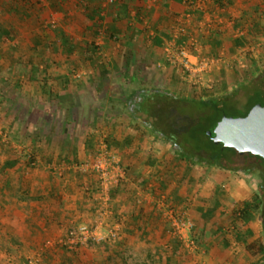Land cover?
<instances>
[{"label": "rangeland", "instance_id": "rangeland-1", "mask_svg": "<svg viewBox=\"0 0 264 264\" xmlns=\"http://www.w3.org/2000/svg\"><path fill=\"white\" fill-rule=\"evenodd\" d=\"M58 1L0 0V30L5 29L9 32V35L0 37V177L2 178L0 182V262L6 260L10 264H20V261H23V264H64L62 259L66 253L61 246L63 245L61 241L66 238L71 227L86 224L95 228L96 222L101 220L98 213L100 205L97 201L92 202V204H89V201L84 202L75 210L73 208L76 205L71 204L73 199H79V196L84 195L82 194V187L86 185L97 189L95 192L98 196L102 195L99 191L96 175L91 169L84 168L85 166L82 167L84 171L80 174L81 179L83 178L82 175H86L90 179V183L89 181L80 182L79 174L76 175L78 180H69L70 182L66 183L63 178L64 174H68V170L57 164L47 163L37 167L43 173L40 179L47 181L44 183L45 187L44 185L41 186L40 190V192H44V196L47 195L45 193L48 189L47 186L52 183L53 188H58L57 191L52 190V195L62 189L71 197L66 199L67 204L64 206H61L62 204L60 205L57 199L51 201L47 197V202L42 201L41 203L42 212L41 215L36 216L37 218L28 216V211L32 207V200L28 201V197L21 193V184L25 181V177L29 179L32 174L27 164V155L31 151L32 144H30L29 137L25 135L29 109L36 112L38 105L44 107L43 109H53L57 103L48 94L44 96L45 98L38 99L39 82H44L46 86L50 85L51 88L54 83H57L55 84L57 86L58 81L63 80L64 77H67L68 82L72 84L71 93L75 94L82 90L84 91L82 92L83 96H89L96 91L95 93L99 95L96 105H100L102 108V114L93 112L91 108L87 110L90 102L82 98V100L84 99L82 105H86L87 112L84 109L73 110V115L76 117L70 125H66L68 131V135H64L66 141L74 140V137H77L76 129L79 128H84V131H92L93 134L97 131L94 134L95 141L91 148L93 152L91 150L90 158L99 145L103 141H107L111 129L109 125L114 127L112 131H117V136L118 134L122 137L125 136L126 144H128L127 152H122V155H118L117 147L120 146L118 141L116 145L113 143L112 149L127 170V183L130 182L131 177L129 172L134 171L136 167L137 170L144 168V161L149 157V153L155 155V150L158 149V156H160L164 152L168 158L161 157L160 165L164 166L166 187L160 188L157 184L158 180H155L156 183H153L151 187L155 191L152 193L154 192V195L163 192L162 195L167 204L165 207L175 209L179 215L186 213L188 216L189 209L200 204L199 197L196 196L199 193L198 183H194L190 190H188L189 188L185 189L181 196L175 197L172 189H169L171 188L170 185L175 186L172 184L175 180L173 174L175 166L170 167L173 165V162H170L171 159L177 160L181 164L182 167L179 168L178 166V170L184 174L187 172L190 175L201 174L212 177L225 175L227 187L219 190L217 198L221 201L226 212L218 215L217 218L213 217L211 221L216 225L226 223L228 229L230 228L232 231L234 240L239 243L238 235L247 237L249 242L262 241L264 239L263 211L259 209L250 223L244 224L241 219L235 218L233 210L238 206L241 207L244 201L252 200L254 195L258 193L259 184L262 182L261 174L264 173L263 163L250 162L251 158L245 156L244 158L238 157L242 159L239 163H235L233 159L227 162L228 168L187 166L177 156L170 143L161 137L152 136L148 129L130 116V111L132 109V94L141 88H146L167 91L180 100L197 99L199 96L207 97L223 92L221 95H230L229 99L237 103L238 109L232 111L230 115L236 116L243 111L242 104L245 103L250 91L257 86L264 87V78L261 76L264 71V54L255 58L256 63L252 67H250L251 62L248 60L249 56H246L248 68L240 72L236 71V74L230 77L232 79L230 83H227V90L223 91L221 87L214 89L213 86L214 91H211L212 88L206 87L207 84L211 83L207 82L198 91L199 85L192 84L187 77L182 75L181 70L178 73L179 76L183 77L180 78L183 86H171L168 89V85L161 84L163 79L167 81L168 78L165 77L166 73L162 71L161 65H159L160 59L153 56L160 45L157 44L158 39L152 38L149 33L153 26L150 25L152 27L149 28V24H144L143 20L146 17V13L142 11L144 7H140L139 4L134 5L135 0H130L132 3L130 13L134 11L139 15V21L132 20L129 22L123 16V9L120 7L122 0H63L59 4ZM138 7H140L139 10ZM115 13L120 15L118 20L113 18ZM133 17L136 16L133 15ZM138 24L140 26L136 28ZM111 27L118 31L114 32V37L109 36ZM259 42L264 43L262 40ZM262 47L263 44L251 54L261 53ZM130 50H136L138 54H134ZM89 54L92 56L91 59L88 58ZM102 72H104L103 76ZM131 75L134 79L130 77ZM120 81L122 83L118 85ZM85 82L87 83L85 84ZM81 83L89 84V86L75 87ZM252 99L254 100L255 96ZM162 101L164 100L156 98V102ZM182 103L184 104V102ZM205 112L206 114L209 113L208 110ZM93 113L95 116L90 119ZM199 113L202 112L195 109L188 112V114ZM61 114L59 113V115ZM54 115L59 116L56 114V109ZM181 121L184 122V120ZM57 122L56 119L53 121L52 116H50L43 128L54 127ZM61 124L59 123L58 126L61 127ZM53 140L54 142H48L46 139H42V146L45 148L44 155H48L53 144L54 146L61 145L58 143L63 141V137L61 135L55 136ZM153 145L155 148L156 146L159 148L153 150ZM150 146L152 148H149ZM135 148L138 150L134 151ZM133 154L138 155L137 159L140 163L124 162ZM156 157L155 159H158ZM13 158H17L19 161L17 167L4 169L3 163ZM247 167L250 168V173L244 171ZM231 168H236V170ZM60 173L63 174L60 175ZM136 178L138 180L140 176L137 174ZM184 181L182 184L186 187ZM7 182L11 183V189H9ZM64 183L66 185H63ZM135 183H137L136 180ZM199 183L201 185V182ZM58 184L63 186L59 187ZM146 187L149 185L146 184L144 189ZM192 189L194 190L192 191ZM84 191L88 192V190ZM64 193L62 192L61 195ZM159 196L156 195L155 201L160 198ZM171 204H174L175 207H172ZM193 204L194 206H192ZM107 206L110 207L109 203ZM60 207L67 213L65 217L56 221L53 219L44 225L43 213L49 210L55 211ZM16 210L22 212L28 210L27 217L21 219V216L15 214ZM85 211L86 216H82ZM161 218L164 220H162L164 226L169 229L171 225L168 218L164 217L163 214ZM19 222L22 225L26 224L28 230L32 232L36 230L30 229V227L37 226L35 234L28 233L35 244L23 242L24 237L29 236L25 234L26 229L24 232L22 227L20 229ZM212 222L209 225H213ZM105 225L103 224L104 228ZM246 226H252V236H247L245 233ZM194 229L189 233L191 240H194L196 245L194 248L177 236L180 241L178 242L177 238H174L176 234L171 229L172 234L165 233L161 236L162 242L159 241V244L153 246L149 244L150 240L146 238V230L141 232L129 231V235L135 238V243H138L137 246H130V244L127 246L121 238L123 235L117 231L118 237L114 240L106 238L107 242H104L105 240L93 241L82 246L79 255L73 256V260L67 264H84V262L85 264H208V246L205 245L203 238H200L198 233L193 235ZM109 231L97 229V232L104 237H108L106 234ZM123 232L126 233V231ZM146 239L147 242H144ZM16 241L22 244L17 246ZM230 250L241 253V256L236 261L227 264H264V256L258 252L257 245L251 250L253 252H249L246 246L242 244L240 247L238 245L233 246ZM44 255L47 257L46 259L42 258Z\"/></svg>", "mask_w": 264, "mask_h": 264}, {"label": "crops", "instance_id": "crops-1", "mask_svg": "<svg viewBox=\"0 0 264 264\" xmlns=\"http://www.w3.org/2000/svg\"><path fill=\"white\" fill-rule=\"evenodd\" d=\"M199 6L202 5V9L198 8L197 6H187L183 3V0H135L134 5L139 4L140 7H144L142 10L146 13V17L144 21V24H149L148 27H152L149 33L151 34L152 38L158 39L157 44L158 50H155V53L153 56L155 58L160 59L159 65H161L162 71L166 73V76L168 79H163L164 81L161 83L162 85H168V89L171 86H177L180 87L183 86L181 75L179 76V70L178 68H175L171 66L168 61L166 60L164 47L169 42H172L174 40L173 37H175V33L177 30V27L181 24L185 25L187 28L188 35H192L195 38L198 39L199 42V52L201 55H207L210 57H218L222 56L223 60L216 65L212 71L206 72L203 75V82L199 84L197 88L198 91L201 90L202 85L205 86L207 82L211 84H207L206 87L211 89L214 86V89L216 87H221L224 90H227V83H230V78L233 74H236L235 72L243 71L238 69L235 66L234 62V55L239 51H245L244 55L247 57L249 56L248 60H250L252 65H255L256 61L255 58L259 55L264 54V43L263 49L261 48V53H247L248 47L253 45L256 41L259 42V40L264 41V0H207L204 3L197 2ZM131 1L129 0L128 3V10L127 14L123 15L125 19L129 22L139 21L138 16L136 13L131 12ZM138 7V10L140 9ZM129 12V13H128ZM136 17H133V15ZM187 15H190V18H186ZM115 16V17H114ZM120 15L118 13H115L113 15L114 19L120 18ZM122 16V15H121ZM118 20V19H117ZM141 22V21H140ZM143 24V23H142ZM141 24V26H143ZM251 24L254 29H251ZM152 25V26H150ZM139 24L136 28H139ZM142 28V27H141ZM133 29V27H132ZM135 29V28H134ZM242 31L244 35L238 36V32ZM249 31L251 34H249ZM250 35V36H249ZM250 37V41L247 40V37ZM187 36H182V40L185 39ZM234 38H244L241 45L237 47V49L233 46V39ZM163 39V41H161ZM165 41V42H164ZM168 41V42H167ZM177 42H180L179 39ZM162 48V49H161ZM161 50V51H160ZM131 51V50H130ZM134 54H138L136 50L131 51ZM247 59V58H246ZM192 61H195V58L192 57ZM133 77V75H131ZM130 76V77H131ZM65 77L63 80L58 81V85H54L50 88V85H45L44 82H39L40 88L38 92V99H42V92H49V95L54 97H57L58 93L57 91L64 90L66 92H72L71 86L72 84L70 82L66 83ZM180 81V82H179ZM87 82H85L86 84ZM122 82L120 81L118 85H120ZM49 84V83H48ZM84 83L75 85V87L79 86H89V84L85 85ZM186 85V83H184ZM218 84V85H217ZM217 85V86H216ZM39 86V85H38ZM57 87V88H56ZM225 88V89H224ZM58 89V90H57ZM158 90V89H154ZM213 88L211 89V91ZM164 91V90H160ZM214 91V90H213ZM84 91L79 90L78 93H72V100L74 102V105L71 106L69 109V114H66L68 116H64V122L65 124H61L64 127H67L66 125H70V123L75 119L76 115H73V110L75 109H84L86 110V105H82V101L86 99L90 102L88 105V108H91L93 112H102V108L100 105L97 104L98 100V94L93 92L89 96L85 95L83 96ZM57 93V94H56ZM223 93V92H222ZM222 93L214 94V95H208L207 97H217L220 96ZM226 93V92H224ZM109 96H111L109 94ZM87 97V98H86ZM82 98H84L82 100ZM197 98V97H196ZM198 98H206L203 96H199ZM85 103V101H84ZM81 107H80V106ZM38 107H40L38 105ZM99 109V110H98ZM86 110V112H87ZM39 112H42L41 109H38ZM54 109H51L49 111L50 114H54ZM44 114V113H42ZM102 114V113H101ZM43 116V115H42ZM89 116V115H87ZM95 116V113L91 115L90 119H93ZM48 119V118H47ZM48 121V120H47ZM43 122V121H42ZM41 122V124H42ZM46 124V123H45ZM58 126L56 129H53L52 126L48 128H42L40 129V133H47L51 135L50 141L54 142V132L57 130V133L59 134L60 131H62V128L64 127ZM111 127L110 133L112 136H115L116 141L119 142L118 149V155H122V152H127L128 144H126V138L120 136L117 131H112L114 127L109 125ZM108 126V127H109ZM45 129V130H44ZM54 130V132H53ZM85 129H76L77 137H74L73 143L69 142L66 143V138L64 137L65 133H61V137H63V141L59 142L58 144L61 145H55L53 144V147L50 148V152H48V155H44V146L43 141H37L36 145V159H35V166L30 171L32 172L31 177L29 179L25 177V181H29L30 183V190L29 193L25 196L28 197V201L32 200V207L28 211L25 212L16 210L17 215L21 216V219H24L25 217L32 216L37 218L39 215H41V209L43 208L41 203L42 201L47 202V197L50 198L52 201L53 199H57V202L64 206L67 204L66 199H70V195L64 193V190H59L58 193H55L52 195L53 191H57L58 188H53V184L50 183L47 187V195H43V191L40 192L41 186L44 185L47 181L40 179L43 175L41 173L42 171H39L37 167L40 165H45L47 163H51L52 165L57 164L58 166H63L66 170H68V174H64V180L66 183L70 182L69 180H78L76 177L77 174H82L81 172L84 171L82 168L83 161L87 160L90 156V154L93 152L91 149L94 146V134H96L97 131H84ZM104 130V128H103ZM120 130V129H118ZM112 131V132H111ZM109 132V131H108ZM63 134V135H62ZM128 134V133H127ZM59 137V136H58ZM76 142V143H75ZM116 145V144H115ZM122 145V146H121ZM156 146V145H155ZM32 148V147H31ZM34 148V146H33ZM149 148H152L151 146ZM153 145V150H154ZM156 148H159V146H156ZM155 148V149H156ZM92 150V152H91ZM138 150L137 148L134 149V151ZM116 151V150H115ZM120 151V152H119ZM156 154L149 153V157H147L144 161V168L137 170V167L134 168V171H130V182L127 183V186L125 189H118L117 193H114L112 197L109 194V206H107V203L104 202V195L98 196L95 190L92 187H89L88 185L82 187L84 194L82 197L79 196V199H73L74 201L71 204L76 205L74 210L80 207L84 202H88L89 204H92V202L97 201V203L100 205L98 209V213L100 215L99 221L96 222L95 227L97 229H101V231H109L117 229L119 233H121L123 236L121 238L124 240V243L129 246H137L138 243H135V238H132V236L129 235V231H137L141 232L142 230H146L145 234L147 235L146 238L150 240L149 244L157 245L159 244V241L162 242L161 236L165 233L172 234L170 231L171 228L165 227L162 223L164 220L162 217V210L157 206V203L155 201V197L158 194H161L159 197L163 196L162 193H155L153 195V190L151 187L153 186V183L159 184L160 188H162V184H166V181L164 179V166L161 164V157L168 158V155H164V152L158 156V149L155 150ZM158 156V157H156ZM167 156V157H166ZM158 158V159H155ZM138 155H132L129 158H126L124 162L131 161L135 164L140 161H138ZM172 158V157H170ZM122 159V158H121ZM173 162V165L170 167L173 168V174L175 175V180L172 182L174 187L170 185L172 189V193H175V195L181 196L183 192H185V189L190 190L192 188L191 186L194 183L197 184V189L199 193L196 195L199 197V205H196V207L190 208L189 211V218L194 220L195 229L193 232V235L195 233H198V235L203 231V240L205 245L208 246L209 249V261L208 264H227L228 262H234L236 259L241 256V253L232 252L230 249L233 246L240 247L241 244L234 240V236L232 235L231 229L227 227V224H215L211 220L205 221L201 217V213L204 212L207 208H215L216 214L214 218H217L218 215L225 214L226 209L221 205V201L217 198V193H219V190L222 188L227 187V178L225 175H218L217 177L212 176H206V175H195V174H188L185 175L182 171L178 170L182 167L180 163H178L177 160L171 159ZM51 166V165H49ZM205 168V167H204ZM208 168V167H206ZM210 168V167H209ZM216 168V167H213ZM28 173V172H27ZM63 173H60L62 175ZM140 176V179L137 180L136 175ZM49 177V175H47ZM185 176V177H184ZM80 175V182L86 183L90 179L86 177V175ZM206 177V178H205ZM135 180L137 183H135ZM185 180V181H184ZM134 181V182H133ZM165 181V183H164ZM183 181L187 185L186 187L182 184ZM24 182V181H23ZM201 182V185L200 183ZM64 183L63 185H66ZM90 183V181H89ZM188 183L191 185H188ZM148 184L149 187H146L144 189V186ZM62 185V186H63ZM57 186V185H55ZM58 186L60 187L61 184ZM61 186V187H62ZM190 186V187H189ZM194 186V185H193ZM45 187V185H44ZM156 189V187H155ZM53 190V191H52ZM84 190H90L92 193L94 192V199L91 198L90 192H85ZM194 189H192L193 191ZM223 190V189H222ZM51 192V195H50ZM64 193V195H61V193ZM98 192V191H97ZM22 193V189H21ZM23 194V193H22ZM24 195V194H23ZM50 195V196H49ZM49 200V201H50ZM238 200V199H237ZM205 203V204H204ZM194 206V204L192 205ZM54 207V206H53ZM67 207V206H66ZM83 207V206H82ZM88 207V206H87ZM27 211L29 212L27 214ZM88 212V211H87ZM44 217L42 216V219H45L44 225H47V223L51 222L53 219L56 221L57 219H62L67 214L65 210L60 207L59 209L55 211H47L46 213H43ZM86 216V211L82 213V216ZM37 216V217H36ZM20 219V218H19ZM21 219L19 221H21ZM163 220V221H162ZM192 220V221H193ZM109 222V223H108ZM213 223V225H209L210 223ZM20 223V222H19ZM21 224V225H20ZM20 229L21 227L27 230L25 233L27 236L30 237H24L23 242L24 243H30L35 244L33 242V238L28 233L32 231H29L28 228L25 225H22L20 223ZM103 224L105 225V228L103 227ZM198 226H197V225ZM33 225V224H32ZM53 228V225H51ZM37 226L30 227L32 230L37 231ZM232 228V227H231ZM252 229V226H246V229ZM109 229V230H107ZM110 230V231H111ZM253 230V229H252ZM35 231V232H36ZM109 231V232H110ZM123 231H126L123 232ZM230 233H228V232ZM35 232H32V234H35ZM109 232L106 234L108 235ZM126 235H124V234ZM168 234V238H169ZM125 236H127L125 238ZM172 236V235H171ZM174 238L178 237L177 235L174 236ZM255 238V237H254ZM153 239V240H152ZM127 240V242H126ZM129 240V241H128ZM147 242V239L144 241ZM166 242V241H164ZM178 242H180L178 240ZM18 244H22L19 241H16ZM17 244V246H18ZM163 245V244H162ZM166 245V244H165ZM240 250V248H238ZM178 256V255H177ZM177 258V257H176ZM159 259V257H158ZM90 261V260H89Z\"/></svg>", "mask_w": 264, "mask_h": 264}, {"label": "trees", "instance_id": "trees-1", "mask_svg": "<svg viewBox=\"0 0 264 264\" xmlns=\"http://www.w3.org/2000/svg\"><path fill=\"white\" fill-rule=\"evenodd\" d=\"M62 1L63 0H59L58 4ZM128 3H129L128 0H122V2L120 3V7H122L123 9V15L127 14ZM254 27L255 26H253L251 29H254ZM115 31L118 32L117 29L111 27L109 36L112 37ZM249 34H251L250 31ZM7 35H9V32L7 30L5 29L0 30V37ZM249 36L247 37V40L250 41ZM243 39L244 38L233 39L232 43L235 49H237V47L242 44ZM63 41L65 40L63 39ZM90 57L92 56L89 54L88 58ZM126 65L128 64L126 63ZM103 75L104 72H102V76ZM261 76L262 78H264V71ZM131 78L134 79V77L132 76ZM65 79H66L65 80L66 83H68L67 77H65ZM141 90H144V93L140 95V101H138L135 105L133 104V102H131L132 109L130 111L131 113L130 116L135 121L142 124L143 127L148 129L149 133L152 136L161 137L165 141L170 143L173 146V149L177 154V156L180 159H182L187 166L200 165L203 167L228 168L226 161L230 162L233 159L235 163H239L242 159H239L238 157L244 158L245 156L251 158L250 162H259L264 164V159L260 156L252 155L250 153L240 155L235 149L226 148L223 146V144H215L213 140L212 135L215 134L214 129L218 125L222 117L230 116L232 111L238 109V107L236 106L237 103L229 99L230 95H220L217 97H206V98H197V99L189 98L185 100H180L178 99V97L170 95V93L167 91L152 89L153 90L152 93H148L151 89L141 88ZM57 93H58L57 97H54L57 103L53 109L54 110L56 109L57 115H59V113H62L58 117L55 116L54 114L52 115L50 114L49 116H47L51 109L49 108L43 109L44 107L42 108V106L40 107L37 106V108L41 109L42 112H39L38 110L34 112L33 110L29 109L30 113L28 114V119L26 121V126H25L26 128L25 135L29 137V139L31 140L30 144H32L31 146L32 148H30L31 151L27 155L28 157L27 164L29 169H32L35 166L34 163L36 159L37 141L39 142L42 141V139L43 140L46 139V141L49 142L51 139L50 138L51 135H49L47 132L40 133L41 131L40 129L41 128L43 129L45 123H47V120L50 119V116H52L53 121L55 119L58 121L54 127L57 128L59 123L65 124L63 117L66 114H69V109L71 108V106L74 105V102L72 100L73 98L72 93L70 92L68 93L64 90L57 91ZM42 94H43L42 96L43 98H45L44 96L47 94L48 96H50L48 91L42 92ZM253 96H255L254 100L252 99ZM156 98L163 99L164 101L156 102ZM263 98H264L263 86L260 87L257 86L255 89H252L248 94L245 103L242 104L241 108L243 111L236 116H245L250 111V109L253 106H255L257 103L264 105ZM182 102H184V104ZM192 109L198 110L202 113L188 114V112ZM207 110L209 111L208 114H206L205 112ZM201 117H205L206 120L202 125V127H200L197 130V134H196L194 132V128L196 126L198 119H200ZM181 120H184V122H182ZM54 127L52 128L56 129ZM67 132H68L67 127H64L62 128V131H60L59 134L57 133V131H55L54 136H60L61 133H65L66 135H68ZM70 142L73 143V141L71 140ZM106 142L108 144L109 149L111 150L114 147L113 143L117 144L116 143L117 141L112 136V134H108V139ZM66 143L68 144L69 141L67 140ZM18 164L19 161L17 158L8 159L3 163V168L4 169L14 168L17 167ZM231 169L236 170V168H231ZM244 171L248 173L251 172L249 167L245 168ZM185 175H188L187 172L185 173ZM1 180L2 178L0 177V182ZM29 183L30 182L27 180L21 184L22 193L24 195H27L29 193L30 190ZM7 184L9 185V189H11L12 187L11 183L7 182ZM126 186H127V182L121 183L118 186H115L114 188L110 189L109 191L110 196L112 197L114 193H117L118 189H122V188L125 189ZM165 187L166 184L165 185L162 184V188ZM88 192L91 193L92 195L91 198L94 199L93 197L94 192L92 193L90 190H88ZM173 194L175 197H177L175 193ZM173 206L174 204L172 205V207ZM259 209L263 211V215H264V175L262 177V182L259 184L258 193L254 195L252 200L244 201L241 207L238 206L236 209H234L233 214L235 218L241 219L244 222V224H248L255 217V213ZM215 214H216L215 208L213 207L207 208L204 212L201 213V217L205 221H210L213 217H215ZM263 225H264V219H263ZM245 233L247 234V236H252L253 234L252 229L250 228L246 229ZM199 237L203 238V231L199 234ZM237 240H240V243L246 246V249L249 252H253L251 250L254 249V247L257 245L258 252L263 254L264 256V239L260 242L257 241L249 242L247 237H242L238 235ZM104 242L107 241L105 240ZM18 246H20V244H18ZM61 246L64 252L66 253V255L62 259V263L64 264H67L68 262L70 263V261L73 260V256L79 255L80 253L79 251L83 248V247H79L77 250H70L65 245H61ZM42 258L46 259L47 257L44 255ZM0 264H10V263L6 260L4 261L2 260ZM20 264H23V261H20Z\"/></svg>", "mask_w": 264, "mask_h": 264}, {"label": "built area", "instance_id": "built-area-1", "mask_svg": "<svg viewBox=\"0 0 264 264\" xmlns=\"http://www.w3.org/2000/svg\"><path fill=\"white\" fill-rule=\"evenodd\" d=\"M112 1V0H111ZM207 0H183V3L187 6H199L197 2L204 3ZM198 8L202 9V5ZM187 19L190 15H187ZM242 31L238 32V36H242ZM182 36H187L185 39H181ZM179 39L180 42H177ZM261 46V42H256L247 49V53L254 52ZM199 42L194 36H190L187 33L185 25L181 24L177 27L174 40L165 45L164 51L166 60L168 63L180 69L182 75L187 77L194 85H199L203 81V75L206 72L212 71V69L218 65L222 60V56L210 57L207 55H201L199 52ZM246 51V50H245ZM245 51L237 52L233 59L235 66L240 70L248 68V61L246 59ZM192 57L195 61H192ZM85 166V167H84ZM82 167L91 169L98 179L99 191L104 197L105 203H108L110 189L118 186L121 183L128 181V173L126 168L122 165L118 155L111 149H109L106 141H103L96 150V152L87 159ZM165 197L161 196L157 199V206L162 210L164 217H167L171 225V230L184 242H186L192 248L196 247L194 240H191L190 234L194 229V222L183 213L179 215L175 209H168ZM118 230L114 229L109 232L108 237H104L97 232V227L93 228L86 224H79L73 226L68 231V235L61 242L70 250H77L79 247L86 246L90 242H99L109 238L114 240L118 237Z\"/></svg>", "mask_w": 264, "mask_h": 264}, {"label": "water", "instance_id": "water-1", "mask_svg": "<svg viewBox=\"0 0 264 264\" xmlns=\"http://www.w3.org/2000/svg\"><path fill=\"white\" fill-rule=\"evenodd\" d=\"M206 118L198 119L194 132ZM212 135L215 144L235 149L240 155L252 154L264 159V105L257 103L245 116H223Z\"/></svg>", "mask_w": 264, "mask_h": 264}, {"label": "flooded vegetation", "instance_id": "flooded-vegetation-1", "mask_svg": "<svg viewBox=\"0 0 264 264\" xmlns=\"http://www.w3.org/2000/svg\"><path fill=\"white\" fill-rule=\"evenodd\" d=\"M152 89L148 92V93H152ZM144 93V90H141V89H139V90H137V91H135L133 94H132V96H131V98H132V102H133V104L135 105L138 101H140V95L141 94H143ZM145 93H146V91H145ZM226 164H227V161H226ZM263 175H264V173H263ZM263 175L261 174V178L263 177Z\"/></svg>", "mask_w": 264, "mask_h": 264}]
</instances>
